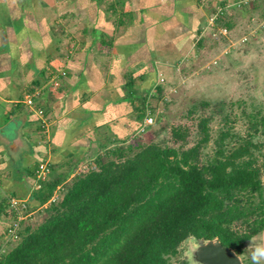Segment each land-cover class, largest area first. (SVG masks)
Returning a JSON list of instances; mask_svg holds the SVG:
<instances>
[{
  "label": "crops",
  "instance_id": "1",
  "mask_svg": "<svg viewBox=\"0 0 264 264\" xmlns=\"http://www.w3.org/2000/svg\"><path fill=\"white\" fill-rule=\"evenodd\" d=\"M239 1L0 0L1 242L10 198L28 199L29 215L44 209L33 190L39 164L64 188L81 166L125 145L151 118L138 116L161 68L204 46L219 9L215 28L231 31Z\"/></svg>",
  "mask_w": 264,
  "mask_h": 264
},
{
  "label": "trees",
  "instance_id": "2",
  "mask_svg": "<svg viewBox=\"0 0 264 264\" xmlns=\"http://www.w3.org/2000/svg\"><path fill=\"white\" fill-rule=\"evenodd\" d=\"M214 108L229 121L224 103ZM147 115L154 116L150 102L138 119ZM247 117L253 134L221 129L215 155L205 161L213 115L199 118L198 138L188 148L182 126L171 130L179 147L154 141L114 147L64 187L62 199L44 208L42 222L19 230L20 240L0 254V264H170L187 238H218L243 255L247 242L264 233V152L258 164L261 144L253 140L264 134V111ZM60 183L42 182L34 195L40 205Z\"/></svg>",
  "mask_w": 264,
  "mask_h": 264
},
{
  "label": "rangeland",
  "instance_id": "3",
  "mask_svg": "<svg viewBox=\"0 0 264 264\" xmlns=\"http://www.w3.org/2000/svg\"><path fill=\"white\" fill-rule=\"evenodd\" d=\"M239 3L240 5L234 7L230 13L233 20L231 31L218 23L215 28V23L211 21L209 27L213 30L209 28L211 33L205 37L204 46H193L192 51H189L192 55L189 54L187 59H181L173 67L161 68L158 81H155V93L152 92L156 97L150 96L154 116L152 120H145L136 136L129 138L122 147L129 143L144 144L152 141L179 147L181 142L172 138L171 130L182 126L189 134L188 143L185 144L188 148L198 138L199 118L209 115H213L209 123L212 138L203 148L204 161L215 155V139L221 129H230L238 137L246 138L253 134L251 121L247 116L264 111V0H241ZM179 57L177 55L176 59ZM204 101L211 102V106L203 109L201 103ZM216 103H224V111L230 114L227 123L221 115L213 114ZM253 140L261 144V150L255 153L259 156L258 164H262L264 134L255 135ZM95 166L89 165L94 168ZM87 168L81 166L76 174H81ZM71 181L72 179L67 185ZM35 184L36 179L33 185ZM63 194L64 188L60 187L55 190L53 196L59 201ZM25 201L27 206L21 207L24 210V223L20 224L22 230L26 225L35 228L46 215L44 209L29 215V200L25 199L23 202ZM51 201L45 203L44 208L49 206ZM13 216L14 221V213ZM18 240L20 239L10 241L7 234L6 238L0 241V253L9 251ZM257 245H264V233L247 242L244 254L240 256L246 264H253L251 256ZM183 261L192 264L188 243L180 247L179 254L169 257L170 264H181ZM260 264H264V260H261Z\"/></svg>",
  "mask_w": 264,
  "mask_h": 264
},
{
  "label": "water",
  "instance_id": "4",
  "mask_svg": "<svg viewBox=\"0 0 264 264\" xmlns=\"http://www.w3.org/2000/svg\"><path fill=\"white\" fill-rule=\"evenodd\" d=\"M192 264H243L241 257L230 247L215 239L187 238Z\"/></svg>",
  "mask_w": 264,
  "mask_h": 264
},
{
  "label": "built area",
  "instance_id": "5",
  "mask_svg": "<svg viewBox=\"0 0 264 264\" xmlns=\"http://www.w3.org/2000/svg\"><path fill=\"white\" fill-rule=\"evenodd\" d=\"M223 12L222 9H219V11L211 18L212 22H215V20H217V18L219 17V15ZM27 103L29 105H33L34 101L32 98H28ZM38 114L40 115V117H44V110L39 108L38 109ZM147 120H152V118H148ZM49 172H50V167L48 162H41L36 170L35 173V179H36V184L34 185V188L36 190L40 189L42 186V182L46 181L49 177ZM52 201H56V198L53 196L51 198ZM24 199L22 200L21 198H10L8 201V209L10 212H12V214H15V218L14 221L12 222V224L10 225L9 229H8V233L10 236V241L12 240H16L19 238V229H20V224L23 220V212L24 210L21 209V207H26L27 204L26 201L23 202ZM26 205V206H25Z\"/></svg>",
  "mask_w": 264,
  "mask_h": 264
},
{
  "label": "clouds",
  "instance_id": "6",
  "mask_svg": "<svg viewBox=\"0 0 264 264\" xmlns=\"http://www.w3.org/2000/svg\"><path fill=\"white\" fill-rule=\"evenodd\" d=\"M251 259L253 264H260V261L264 260V245H257L254 248Z\"/></svg>",
  "mask_w": 264,
  "mask_h": 264
}]
</instances>
